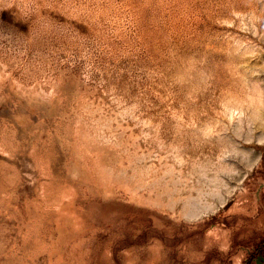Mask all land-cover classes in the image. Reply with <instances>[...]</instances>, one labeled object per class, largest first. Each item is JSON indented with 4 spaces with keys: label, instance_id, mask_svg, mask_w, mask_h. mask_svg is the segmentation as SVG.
Segmentation results:
<instances>
[{
    "label": "rangeland",
    "instance_id": "rangeland-1",
    "mask_svg": "<svg viewBox=\"0 0 264 264\" xmlns=\"http://www.w3.org/2000/svg\"><path fill=\"white\" fill-rule=\"evenodd\" d=\"M0 264H264V0H0Z\"/></svg>",
    "mask_w": 264,
    "mask_h": 264
}]
</instances>
